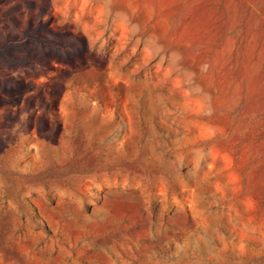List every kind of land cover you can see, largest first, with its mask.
Wrapping results in <instances>:
<instances>
[{"label": "rangeland", "instance_id": "374dc122", "mask_svg": "<svg viewBox=\"0 0 264 264\" xmlns=\"http://www.w3.org/2000/svg\"><path fill=\"white\" fill-rule=\"evenodd\" d=\"M0 264H264V0H0Z\"/></svg>", "mask_w": 264, "mask_h": 264}]
</instances>
